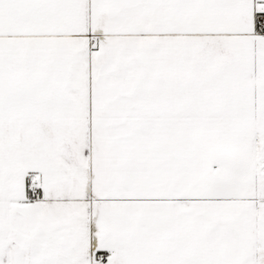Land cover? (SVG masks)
<instances>
[{
    "label": "snow or ice",
    "instance_id": "1",
    "mask_svg": "<svg viewBox=\"0 0 264 264\" xmlns=\"http://www.w3.org/2000/svg\"><path fill=\"white\" fill-rule=\"evenodd\" d=\"M0 264H264V0H0Z\"/></svg>",
    "mask_w": 264,
    "mask_h": 264
}]
</instances>
